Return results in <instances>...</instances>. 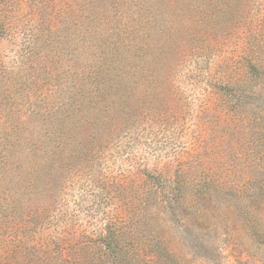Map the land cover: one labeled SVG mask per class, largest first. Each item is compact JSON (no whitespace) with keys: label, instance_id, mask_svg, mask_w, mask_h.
<instances>
[{"label":"rangeland","instance_id":"374dc122","mask_svg":"<svg viewBox=\"0 0 264 264\" xmlns=\"http://www.w3.org/2000/svg\"><path fill=\"white\" fill-rule=\"evenodd\" d=\"M252 47L264 0H0V264L131 199L172 264H264Z\"/></svg>","mask_w":264,"mask_h":264},{"label":"trees","instance_id":"16d2710c","mask_svg":"<svg viewBox=\"0 0 264 264\" xmlns=\"http://www.w3.org/2000/svg\"><path fill=\"white\" fill-rule=\"evenodd\" d=\"M254 46L261 49L260 44ZM253 52L254 47L249 48L245 55L249 85L264 76V62H260ZM230 87L233 92L235 88ZM155 179L160 180V177ZM174 187L177 189L176 185ZM182 188L178 187L177 191L181 193ZM142 204L147 205L143 200L135 202L131 199L124 214L118 211L106 214L100 228L90 234H79L65 224L59 234L51 236L46 248L42 246L33 253L25 246L30 242H23L16 236L17 245L12 249L10 259L2 264H172L170 257L173 255L166 244L160 240L153 243L147 240L151 233L141 224H147L148 214L138 212Z\"/></svg>","mask_w":264,"mask_h":264}]
</instances>
